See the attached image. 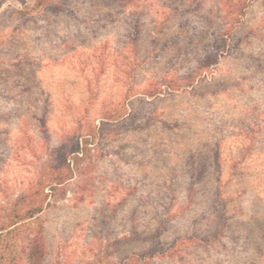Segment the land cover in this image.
Returning <instances> with one entry per match:
<instances>
[{"label":"rangeland","instance_id":"374dc122","mask_svg":"<svg viewBox=\"0 0 264 264\" xmlns=\"http://www.w3.org/2000/svg\"><path fill=\"white\" fill-rule=\"evenodd\" d=\"M85 139L43 264H264V0H0V217Z\"/></svg>","mask_w":264,"mask_h":264},{"label":"trees","instance_id":"16d2710c","mask_svg":"<svg viewBox=\"0 0 264 264\" xmlns=\"http://www.w3.org/2000/svg\"><path fill=\"white\" fill-rule=\"evenodd\" d=\"M43 3L44 0H37L38 5ZM89 140H84L83 147L78 142L70 147L66 141L54 147L38 179L15 199L2 206L5 213L0 217V264H10L14 260L5 253L10 247L6 243V237L16 230H21L22 227L30 229L27 244L23 248L26 264H43L45 258L43 225L41 221L36 227L31 225L40 220V215L46 207L55 200L65 198L68 182L80 170V165L86 157ZM149 253L151 250L146 252Z\"/></svg>","mask_w":264,"mask_h":264}]
</instances>
